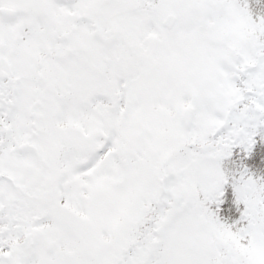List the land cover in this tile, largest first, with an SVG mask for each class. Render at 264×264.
<instances>
[{
	"label": "rangeland",
	"instance_id": "rangeland-1",
	"mask_svg": "<svg viewBox=\"0 0 264 264\" xmlns=\"http://www.w3.org/2000/svg\"><path fill=\"white\" fill-rule=\"evenodd\" d=\"M148 1L150 5L137 6L130 13L117 17L115 24L116 28L126 33L125 40L134 39L135 44L143 48L142 52L139 49L140 59L143 58L145 63L147 62L145 64L141 61V65L122 62L111 68V98H114V91L119 90L121 99L130 102L131 110L126 115L123 108L111 113L109 126L102 111L99 114L85 113L80 120L72 122L84 129L94 125L93 132L84 130V139L91 137L93 139L90 144L101 148H106L107 145L111 147L110 160L100 161L94 166L100 170L99 178L96 179L99 183L110 179L111 176V187L109 183L106 191L98 197L100 202H104L98 209L99 212L108 209V198L103 195L109 191L111 216L107 229L110 231L105 228L103 233L107 242H111V254L115 255L120 246L129 244L130 225L137 227L145 218V203L165 200L171 204L163 206L161 202L160 207H156L158 218L154 223L155 228L163 227L162 223L169 220L177 209L184 210L186 207L188 198L185 196L182 202L175 206L176 196L197 189L208 192L222 189V182H225L227 174L220 161L221 151L204 145L223 120L228 104L236 99L250 98L244 93V84L246 88L255 90L254 99L264 110V58L259 67L243 80V84L239 83L240 68L244 63L256 62L260 51L255 49L254 44L256 23L250 20L251 17L238 5L237 0H208L214 7L210 17L205 20V26H208L215 37L231 40L233 49L239 47L234 41L239 39L242 48L238 59L233 61L213 55L216 53H212L214 50L211 51L204 41V27L201 28L200 24L202 17L190 7L196 0H159L157 7L154 6V0ZM141 2L144 0H115L112 7L121 9ZM194 3L197 5V2ZM204 3L202 0L201 4ZM207 9L206 3L203 11ZM169 11L178 15L179 31L176 37L163 32L162 39L157 40L161 29L160 19ZM246 27L248 34L245 33ZM144 33L146 37L140 39L139 35ZM119 49L120 46H114L113 51L118 55ZM125 52L124 50L123 53ZM154 64L151 77L146 83L142 82L144 74L150 71V66ZM119 78L130 82L127 91L122 92V85L118 84ZM187 105L197 108L192 128L189 130H186L180 121V114ZM151 113L154 117L149 118ZM232 116L233 120H237L235 125L215 137L214 144L231 141L236 135V138L241 137V140L244 139L247 143L254 142L257 130L262 128L256 126L259 121L264 122V115L259 116L250 109L245 113L240 107ZM107 127L111 128L109 142L107 133L96 136L97 128L98 132H104ZM136 141L140 146L139 156L143 155L144 159L155 163H161L172 150L182 146V152L166 163L167 175H172H166L161 183L154 181L156 174L139 161L133 162L129 167L119 163L114 150L123 151L126 142H131L133 146ZM191 143L202 144L204 150L196 146L184 147ZM164 144V149L158 151L157 147ZM131 154H135L134 150ZM240 183L238 180L234 182L236 191L240 198L246 199V191L250 188L244 185L245 183ZM92 192L88 197H97V189ZM143 199L147 201L143 202ZM91 201V198L84 199L83 208L90 209ZM186 208L188 211L172 219L173 225L164 229L160 236L150 231L147 238H150V242L156 237L164 241L161 251L169 264H264L262 223L249 228L247 234L248 237L250 234L252 241L250 239L251 244L247 245L246 242L237 240L228 230L219 229L212 220L203 222V214L200 211L193 207ZM254 209L255 207H250L249 212L252 214ZM80 225L83 230L85 223L81 221ZM225 248H230V253L225 252ZM146 250H149V245L146 249H135L125 264H141L140 259L146 255ZM94 261L93 257L82 258L75 264H96ZM111 264H114L112 259Z\"/></svg>",
	"mask_w": 264,
	"mask_h": 264
},
{
	"label": "flooded vegetation",
	"instance_id": "flooded-vegetation-1",
	"mask_svg": "<svg viewBox=\"0 0 264 264\" xmlns=\"http://www.w3.org/2000/svg\"><path fill=\"white\" fill-rule=\"evenodd\" d=\"M113 1L0 0V264H75L92 257L111 264L117 258L103 233L110 231L109 191L103 195L108 209H98L111 176L99 183L94 166L111 155L100 157L93 138L84 139L94 125L72 123L100 111L111 123L114 46L121 45L118 62L145 63L135 51L142 47L117 39L121 15ZM100 133L111 140L110 127L97 128ZM93 189L97 197H88ZM88 198L90 209L82 203ZM128 246L118 249L120 264L135 250Z\"/></svg>",
	"mask_w": 264,
	"mask_h": 264
},
{
	"label": "trees",
	"instance_id": "trees-1",
	"mask_svg": "<svg viewBox=\"0 0 264 264\" xmlns=\"http://www.w3.org/2000/svg\"><path fill=\"white\" fill-rule=\"evenodd\" d=\"M201 1L196 0L197 4L201 3ZM237 2L249 14L251 17L250 20L256 23L257 34L254 41L255 49L260 51V58H264V0H237ZM246 31L248 30L246 29ZM223 43L225 46H228L226 51L223 49L225 54L231 55L235 53V50L230 45L225 42ZM223 43L217 42L216 45L223 47ZM219 52L222 56V51L219 50ZM244 109L246 112L247 108L244 107ZM259 126L262 128L257 130V136L254 138V142L251 143H247L244 139L241 140V137H238L231 141L221 142L215 145V141L209 138L206 146H211L221 151L220 161L227 174L225 176V182H222V189L220 191L212 190L208 192L203 189H197L191 193H186V198H188L187 206L193 207L196 211H200L203 214V222H211L212 220L219 229L228 230L234 234L237 240H244L247 245H250L252 241L250 234L249 237L247 234L250 230L249 228L260 225L261 223L264 225V122L259 121L256 127L258 128ZM248 144H250L249 147ZM164 147L165 144L159 145L157 149L158 151H162ZM126 150H131V152L134 150L136 154L131 160V163L139 161L142 165L148 166L157 176L153 180L161 182L168 173L166 172L167 161L173 159L183 149L179 145L169 155L163 158L161 163L146 160L143 158V155L139 156L141 151L137 141L130 148H126ZM169 175L171 176L172 173H169L167 176ZM237 180L241 184L245 183L244 185L250 188V190L246 191V193L248 192L246 199L240 198L236 191L234 182H237ZM158 201L152 200L151 203L147 202L144 205L146 208L145 221H147V229L153 227L150 219L152 215L151 210L157 205ZM163 204H166L165 200ZM252 206L255 209L251 214L249 209ZM141 222L138 223L137 227H133L132 225L129 227L128 236L130 246L135 241L140 242ZM167 225L170 226L171 222L166 224L165 230L168 229ZM137 235H139L138 238ZM148 245L149 252L140 259L141 264H164V261L168 260L165 256L158 255V250H156L155 246L149 243ZM144 249H146V245H144ZM118 252L116 253L117 258L114 264H120ZM236 263L240 264L238 262Z\"/></svg>",
	"mask_w": 264,
	"mask_h": 264
},
{
	"label": "water",
	"instance_id": "water-1",
	"mask_svg": "<svg viewBox=\"0 0 264 264\" xmlns=\"http://www.w3.org/2000/svg\"><path fill=\"white\" fill-rule=\"evenodd\" d=\"M173 21H174L173 15H169L167 17V19L164 21V24H166L168 26H171L172 23H173ZM248 68L251 69V67L247 66L246 68L243 69V72H245V70L248 69ZM247 92L253 93V90H247ZM251 104H253V101H251ZM256 110L257 111H260L261 108L259 106H256ZM193 111L194 110L192 108H188V109L184 110L183 113H182V120L184 121L186 128H189L191 126L192 117H193ZM231 111H232L231 109L228 110L227 115H226V118H225V121L219 127V130H221V129H223V128H225V127H227L229 125V123H230L229 122V118H230ZM181 199H182V196H179L176 199L175 203L178 204L181 201Z\"/></svg>",
	"mask_w": 264,
	"mask_h": 264
}]
</instances>
